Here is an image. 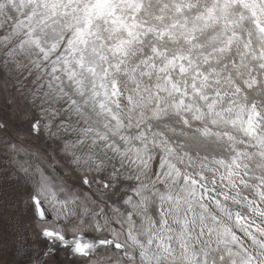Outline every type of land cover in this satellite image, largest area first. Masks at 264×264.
<instances>
[{"label":"snow or ice","instance_id":"snow-or-ice-1","mask_svg":"<svg viewBox=\"0 0 264 264\" xmlns=\"http://www.w3.org/2000/svg\"><path fill=\"white\" fill-rule=\"evenodd\" d=\"M0 32V63L36 73L32 100L47 122L30 132L54 136L59 121L74 137L61 151L77 171L111 167L115 189L118 178H150L160 154L155 179L121 186L125 211L82 194L81 204L97 209L96 231L107 227L112 238L66 239L47 228L44 238L82 264L108 246L121 252L116 264H264V0H0ZM0 144L30 175L13 155L27 150ZM35 172L40 220L41 197L58 212L79 199ZM83 183L91 187L86 176Z\"/></svg>","mask_w":264,"mask_h":264},{"label":"rangeland","instance_id":"rangeland-1","mask_svg":"<svg viewBox=\"0 0 264 264\" xmlns=\"http://www.w3.org/2000/svg\"><path fill=\"white\" fill-rule=\"evenodd\" d=\"M3 33L0 32V35ZM3 57H0L2 61ZM36 73L28 76L27 69L18 72L15 66L9 64L7 68L0 63V123L5 125L3 131H0V139L10 140L11 143L20 145L27 150L24 153H14L19 164H23L30 169V175L25 176L19 170V165L14 163L9 154H6V148L0 144V264H29L38 256H44L43 264H82V258L71 256L70 250L60 247L58 242L51 243L42 236V231L47 229H59L66 239H72L76 235H84L85 238H112V234L107 227L101 231H96L92 220L93 211L97 210L91 201H84L81 204L83 193L87 192L92 200L99 205L113 204L114 201L119 205L121 211L127 208L123 204L125 193L120 191L122 185H131L140 183H150L155 179V173L158 169L160 154L152 161L150 178H143L141 181L125 180L118 178L116 188L112 189L113 183L109 179V173L113 171L111 167H106L101 171H86L87 166L81 164L79 167L85 169L82 174L77 171V166L71 164V157L62 153L63 142L74 138L55 127V121L51 132L56 135H45L43 128L39 134L30 132L31 125L40 120L41 123L47 122V114L41 117L38 113L43 111L41 101L37 99L34 103L31 92L35 90L36 85L32 83ZM27 77V79L25 78ZM43 107H48L44 105ZM61 120L64 117L60 118ZM22 137V138H21ZM34 153V154H33ZM27 162V163H25ZM115 163L119 167L118 161H108L111 165ZM36 166H39L44 175L49 177L53 185L63 183L70 192H76L79 199L75 204H68L65 209L58 212L50 200L41 197V201L53 217L50 222H40L37 220L35 206L33 203L34 187L39 180V175L35 172ZM183 170V165H178ZM127 170V169H125ZM194 171V169H188ZM87 177L91 187L84 185L83 180ZM108 183L109 189H103V184ZM163 188V185H157ZM101 189L108 193L103 197L97 194L96 190ZM53 191H57L53 188ZM117 193L119 195H117ZM130 194V193H128ZM58 201H65L66 193L57 191ZM135 199V197H134ZM84 205L88 208V214L83 213ZM74 211V214H68ZM104 213L109 216V224L120 231V225L111 219L114 215L107 206L104 207ZM155 218V217H154ZM140 223L137 217H133ZM96 220L103 224L100 216ZM83 221V223H81ZM78 229L73 232L72 229ZM124 235H121L120 241L123 243ZM246 244L250 242L246 241ZM23 247L26 252L23 256L18 255V248ZM49 249H52L49 251ZM121 254L120 250L112 246L98 247L92 264H116L117 257Z\"/></svg>","mask_w":264,"mask_h":264},{"label":"water","instance_id":"water-1","mask_svg":"<svg viewBox=\"0 0 264 264\" xmlns=\"http://www.w3.org/2000/svg\"><path fill=\"white\" fill-rule=\"evenodd\" d=\"M42 206L46 209V221L40 220L38 215L36 214L37 220L40 222H50L52 220V216H51L50 212L48 211V209L43 205V203H42ZM35 211H36V209H35Z\"/></svg>","mask_w":264,"mask_h":264},{"label":"trees","instance_id":"trees-1","mask_svg":"<svg viewBox=\"0 0 264 264\" xmlns=\"http://www.w3.org/2000/svg\"><path fill=\"white\" fill-rule=\"evenodd\" d=\"M43 255V254H42ZM38 256V258L37 259H34L31 263H29V264H43L44 263V259H42L44 256Z\"/></svg>","mask_w":264,"mask_h":264},{"label":"bare ground","instance_id":"bare-ground-1","mask_svg":"<svg viewBox=\"0 0 264 264\" xmlns=\"http://www.w3.org/2000/svg\"><path fill=\"white\" fill-rule=\"evenodd\" d=\"M46 207V206H45ZM53 218V217H52Z\"/></svg>","mask_w":264,"mask_h":264}]
</instances>
